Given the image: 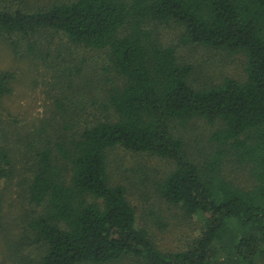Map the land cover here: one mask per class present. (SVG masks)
Instances as JSON below:
<instances>
[{"label": "trees", "instance_id": "1", "mask_svg": "<svg viewBox=\"0 0 264 264\" xmlns=\"http://www.w3.org/2000/svg\"><path fill=\"white\" fill-rule=\"evenodd\" d=\"M15 1L0 0V39L16 54L47 63L50 50L39 37L63 34L76 46L103 51L102 71L115 81L105 79L110 87L90 100L88 111L63 90L81 68H56L62 133L35 140L23 178L36 208L24 240L41 248L19 264L125 258L135 264H264V0H53L28 7ZM162 24L181 28L179 44L242 53L246 78L195 86L194 65L179 60L176 44L161 40ZM14 76L0 73V101ZM197 120L213 126L200 157L188 151L183 134ZM115 147L172 163L154 189L199 219L200 231L186 247L162 249L139 224L126 188L111 180L108 151ZM231 164L248 169L250 188L224 174ZM14 173L10 151L0 148V181Z\"/></svg>", "mask_w": 264, "mask_h": 264}, {"label": "rangeland", "instance_id": "2", "mask_svg": "<svg viewBox=\"0 0 264 264\" xmlns=\"http://www.w3.org/2000/svg\"><path fill=\"white\" fill-rule=\"evenodd\" d=\"M50 1L53 0H26L27 3L20 0L14 5L28 7ZM157 29L165 44L178 46L181 62L194 65L191 80L195 86L219 83L228 76L238 80L246 78L247 62L242 53L179 44L182 30L175 24L158 25ZM39 40L44 51L50 50L47 63L24 53L16 54L5 39H0V73L11 71L15 74L10 82L11 92L0 101V148L10 151L15 167L11 179L0 181V264H19L22 257H36L40 252V246L24 240L29 217L36 214V208L29 203L23 178L30 173L31 145L35 140L45 136L55 140L62 133L56 110V99L61 94L58 84L61 77L57 72L66 66L73 70L81 68L70 89L66 91L63 86V90L76 104L86 105L88 111L90 100L110 87L111 82L105 79L114 81V74L102 71V65L107 62L103 51L76 46L63 34L53 32L42 34ZM85 78L93 81V88L85 87ZM212 129V125L202 120L191 123L183 133L189 143L188 151L200 157L209 147L208 136ZM171 166L172 163L164 158L134 153L122 147L108 151L112 183L124 185L128 199L137 208L139 224L148 227L157 245L165 250L186 247L200 231L197 217L186 216L180 207L164 200L154 189V182ZM224 174L239 186L250 188L253 184V178L243 166L227 165ZM113 264H135V260L125 258Z\"/></svg>", "mask_w": 264, "mask_h": 264}]
</instances>
